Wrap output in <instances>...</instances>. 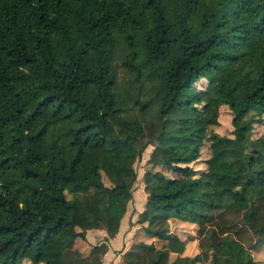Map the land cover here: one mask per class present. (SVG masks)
<instances>
[{
    "label": "trees",
    "instance_id": "obj_1",
    "mask_svg": "<svg viewBox=\"0 0 264 264\" xmlns=\"http://www.w3.org/2000/svg\"><path fill=\"white\" fill-rule=\"evenodd\" d=\"M220 105L229 134L208 129ZM261 122L264 0H0V264H97L72 249L78 218L105 252L148 144L173 175L143 171L142 238L120 264H258ZM169 220L195 225L197 252Z\"/></svg>",
    "mask_w": 264,
    "mask_h": 264
},
{
    "label": "rangeland",
    "instance_id": "obj_2",
    "mask_svg": "<svg viewBox=\"0 0 264 264\" xmlns=\"http://www.w3.org/2000/svg\"><path fill=\"white\" fill-rule=\"evenodd\" d=\"M123 52L118 51L114 57L113 63L117 65L116 69L120 73H123L121 66L119 65V59ZM120 73V74H121ZM205 84L203 78H199L195 82V87L201 88ZM230 113L225 105H220L218 107L217 123L208 126V129L222 133L229 134L231 125L229 122ZM264 132V122L253 123L251 128V136H257L258 134ZM151 144L145 146L142 150L141 155L133 162L132 166L136 172V179L131 185V198L127 200L125 210L121 216L119 223L118 236L116 241H106V251L103 253L90 254L89 250L94 244L102 243V237H100L98 232L91 231L87 232L84 238L76 237L72 242V249L78 251L82 257L87 259L89 263L94 256L99 258L97 264H120L119 252L120 250L129 245L132 241L142 238L141 229L139 224H136L135 219L137 213L141 210L144 201L145 193L142 190V173L146 168H151L153 170H160L168 176H172L173 173L164 169L161 165H150L148 162L149 151L151 150ZM208 150L206 142L204 141L201 146H199V156L195 161L190 162L193 168L202 169L204 164L203 159L207 156ZM104 184L107 181L102 177ZM168 229L174 232L179 238L185 240V247L182 254L192 255L197 252V238L195 237V225L188 222H179L177 220H169ZM75 228L77 230L90 229L91 221L89 215L83 210L82 214L78 218ZM84 231V233H85ZM117 233V232H116ZM254 235L250 236V240H253ZM104 243V242H103ZM153 243L156 247H159L161 241L153 239ZM251 256L253 260L260 264L264 260V246L257 245L256 247L250 249ZM174 254H169V258H172ZM18 264H30L26 259H22ZM37 264H43L41 262Z\"/></svg>",
    "mask_w": 264,
    "mask_h": 264
},
{
    "label": "crops",
    "instance_id": "obj_3",
    "mask_svg": "<svg viewBox=\"0 0 264 264\" xmlns=\"http://www.w3.org/2000/svg\"><path fill=\"white\" fill-rule=\"evenodd\" d=\"M118 229H119V228H118ZM91 231L98 232L99 235H100V237H102V236L104 235V232H103L102 230H100V229L90 228V229H86V231H85V233H84V236L86 235L87 232H90V233H91ZM118 231H119V230H118ZM118 231H117V233H116L113 237L108 238L107 241H113V242H115V241H116V237L118 236ZM128 246H129V245L123 247V248L120 250V252L123 251L124 249H126ZM120 252H119V253H120ZM119 253H118V254H119Z\"/></svg>",
    "mask_w": 264,
    "mask_h": 264
}]
</instances>
